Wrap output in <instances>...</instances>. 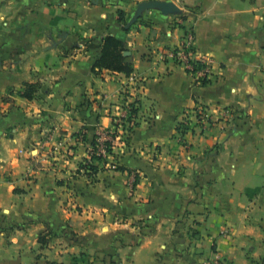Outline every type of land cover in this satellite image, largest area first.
<instances>
[{"label":"crops","instance_id":"1","mask_svg":"<svg viewBox=\"0 0 264 264\" xmlns=\"http://www.w3.org/2000/svg\"><path fill=\"white\" fill-rule=\"evenodd\" d=\"M143 1L0 0V264H264V0H163L183 14L126 30ZM188 30L203 87L168 56ZM107 35L132 74L95 67ZM135 101L128 142L83 170Z\"/></svg>","mask_w":264,"mask_h":264},{"label":"built area","instance_id":"2","mask_svg":"<svg viewBox=\"0 0 264 264\" xmlns=\"http://www.w3.org/2000/svg\"><path fill=\"white\" fill-rule=\"evenodd\" d=\"M195 42L196 39L194 32L188 30L185 33L180 46L168 52V56L186 70V72L193 78L195 85L203 87L206 84H208V82L211 80L213 61L210 57L200 54L197 51L195 47ZM230 114H231V110L226 109L225 115H230ZM194 116L196 117L198 124H200L201 126L206 124L207 119L209 117L206 111V107L203 104L197 105L194 112ZM117 133L119 134V136L116 138L115 142L118 139L123 141L125 137L131 136L132 134L128 130L125 131L121 126L119 127ZM107 142H114V139L112 138L111 134H106L101 132L100 140L97 143L95 149H92L89 152L88 159L91 161L92 160L91 158L93 156H99L107 159L110 156L107 149ZM136 186H137L136 175L131 174L128 179L127 187L129 188L130 191H134ZM223 234H226V232H223ZM204 264H224V263L220 259V257L217 256L215 259L207 261Z\"/></svg>","mask_w":264,"mask_h":264},{"label":"trees","instance_id":"3","mask_svg":"<svg viewBox=\"0 0 264 264\" xmlns=\"http://www.w3.org/2000/svg\"><path fill=\"white\" fill-rule=\"evenodd\" d=\"M125 20V13L120 11L119 12V21H124ZM126 25V24H125ZM127 51L126 46L124 45L123 42H121L119 39H117L114 36L107 35L106 37L103 38L102 40V45H101V52L100 55L95 63V67L98 68L99 70H109L113 72H118V73H125V74H132L133 73V66L132 64L128 63L126 60V57L123 55V53ZM39 89L38 84H26L25 85V90L21 94L22 97L32 100L34 98V95L37 93ZM140 108L138 106V102L135 101L131 103L127 107V116L122 117L120 119L114 118V126H115V131L111 133L112 138L114 139V142L116 138L119 136L118 129L121 126L125 131L128 130L130 133H133L135 128L138 126L137 122V116L139 114ZM119 123H118V122ZM130 136L124 138V142H128ZM114 142H107V149L109 154H112ZM96 139L93 142V149L96 147ZM92 160L89 162V164H85L82 166V169H86L90 171V173H94L96 171V168L93 166L94 161H99V162H106V159L103 157L99 156H93L91 158ZM120 170L122 168H119ZM139 182L138 176H136V185ZM49 234H45L43 236H40L39 242L40 244L44 245L47 240ZM50 264H56V263H50Z\"/></svg>","mask_w":264,"mask_h":264},{"label":"water","instance_id":"4","mask_svg":"<svg viewBox=\"0 0 264 264\" xmlns=\"http://www.w3.org/2000/svg\"><path fill=\"white\" fill-rule=\"evenodd\" d=\"M151 11H158L164 16H178L183 14L182 8L173 1L149 0L139 2L125 29L129 30L132 28L145 13ZM124 55L129 56V52H125Z\"/></svg>","mask_w":264,"mask_h":264},{"label":"rangeland","instance_id":"5","mask_svg":"<svg viewBox=\"0 0 264 264\" xmlns=\"http://www.w3.org/2000/svg\"><path fill=\"white\" fill-rule=\"evenodd\" d=\"M136 5V4H135ZM133 8L135 9L136 8V6H133ZM131 10H133V9H131ZM86 163H84V165H85Z\"/></svg>","mask_w":264,"mask_h":264}]
</instances>
